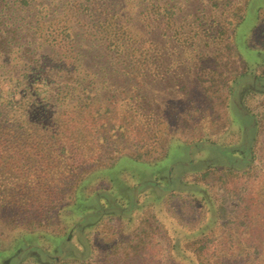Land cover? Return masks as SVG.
Here are the masks:
<instances>
[{
	"label": "rangeland",
	"instance_id": "374dc122",
	"mask_svg": "<svg viewBox=\"0 0 264 264\" xmlns=\"http://www.w3.org/2000/svg\"><path fill=\"white\" fill-rule=\"evenodd\" d=\"M127 1L139 21L119 52L99 27L106 0L54 2L82 56L50 44L45 54L73 57L77 76L94 71L93 102L118 119L93 129L106 138L98 152L46 174L40 199L0 178V264L264 251V0Z\"/></svg>",
	"mask_w": 264,
	"mask_h": 264
},
{
	"label": "trees",
	"instance_id": "16d2710c",
	"mask_svg": "<svg viewBox=\"0 0 264 264\" xmlns=\"http://www.w3.org/2000/svg\"><path fill=\"white\" fill-rule=\"evenodd\" d=\"M54 2L0 0V178L15 175L13 183L19 186L21 195L26 192L27 196L22 195L26 198H42L37 185L46 174L53 178L56 168L72 167L76 161L83 162L98 152L99 144L106 138L95 139L93 129H107L109 119L114 123L118 119L108 106L97 108L93 102L101 90L94 82L95 76L91 77L94 71L84 69L89 76H81L82 71L77 76L73 57L63 62L45 54V44H50L82 56L75 52L76 43L67 20L55 17ZM105 3L100 6L105 16L99 27L108 34L109 46L119 52L127 41L128 30L135 28L139 19L127 18L126 13L134 6L126 7L125 0ZM167 14L172 17L174 10ZM140 32L137 36L141 37ZM65 73L64 83L61 78ZM109 130L123 135L126 127L113 124ZM9 193L7 188L6 194ZM202 253H192L197 264H264V251H257L256 255L247 251L218 253L208 257V261L202 260Z\"/></svg>",
	"mask_w": 264,
	"mask_h": 264
}]
</instances>
